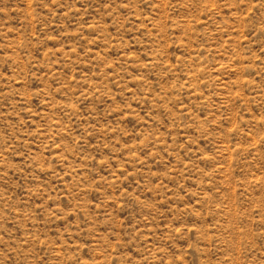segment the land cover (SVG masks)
<instances>
[{
  "label": "rangeland",
  "instance_id": "1",
  "mask_svg": "<svg viewBox=\"0 0 264 264\" xmlns=\"http://www.w3.org/2000/svg\"><path fill=\"white\" fill-rule=\"evenodd\" d=\"M0 264H264V0H0Z\"/></svg>",
  "mask_w": 264,
  "mask_h": 264
}]
</instances>
